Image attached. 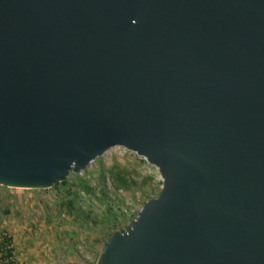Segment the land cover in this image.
Masks as SVG:
<instances>
[{"label":"water","instance_id":"95a60500","mask_svg":"<svg viewBox=\"0 0 264 264\" xmlns=\"http://www.w3.org/2000/svg\"><path fill=\"white\" fill-rule=\"evenodd\" d=\"M114 146L162 187L95 264H264V0H0V185Z\"/></svg>","mask_w":264,"mask_h":264},{"label":"rangeland","instance_id":"374dc122","mask_svg":"<svg viewBox=\"0 0 264 264\" xmlns=\"http://www.w3.org/2000/svg\"><path fill=\"white\" fill-rule=\"evenodd\" d=\"M118 169L135 183L116 187ZM63 181L46 189L0 185V231L15 236L16 253L27 264H94L109 234L128 227L162 187L158 169L122 146L107 149ZM71 198L70 211L66 201ZM108 207L112 223L106 222Z\"/></svg>","mask_w":264,"mask_h":264},{"label":"built area","instance_id":"2783aa9c","mask_svg":"<svg viewBox=\"0 0 264 264\" xmlns=\"http://www.w3.org/2000/svg\"><path fill=\"white\" fill-rule=\"evenodd\" d=\"M0 264H27L17 256L13 234L8 230L0 231Z\"/></svg>","mask_w":264,"mask_h":264},{"label":"trees","instance_id":"16d2710c","mask_svg":"<svg viewBox=\"0 0 264 264\" xmlns=\"http://www.w3.org/2000/svg\"><path fill=\"white\" fill-rule=\"evenodd\" d=\"M115 177H116V187H122V188H128L129 187V185H130V183H135V180H132V179H130V177H127V173H126V171H124L123 169H118V174L117 175H115ZM147 180V178H144V179H142L141 180V182L140 183H143L144 181H146ZM63 183H64V181H62ZM61 182V183H62ZM58 183H60V182H58ZM57 184V183H56ZM55 185V184H54ZM53 185V186H54ZM84 188H85V190H87V191H89V188L86 186V185H84L83 186ZM73 201H74V199L73 198H71V199H67V201H66V205H67V209L68 210H72L73 209ZM110 209H111V207H108L107 208V214H106V217H107V220H106V222L107 223H112V219H114V214H112L111 212H110ZM112 233V232H111ZM110 233V234H111ZM109 234V235H110ZM109 237V236H108ZM107 240V239H106ZM95 264V263H94Z\"/></svg>","mask_w":264,"mask_h":264},{"label":"crops","instance_id":"0c3cea01","mask_svg":"<svg viewBox=\"0 0 264 264\" xmlns=\"http://www.w3.org/2000/svg\"><path fill=\"white\" fill-rule=\"evenodd\" d=\"M13 237H14V239H15V236H14V235H13ZM17 256L19 257V259L25 261V260H24L23 258H21V256H19L18 254H17Z\"/></svg>","mask_w":264,"mask_h":264}]
</instances>
